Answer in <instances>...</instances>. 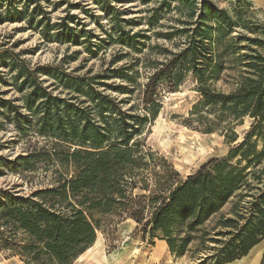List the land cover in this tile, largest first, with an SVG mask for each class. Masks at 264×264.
I'll use <instances>...</instances> for the list:
<instances>
[{"label":"trees","instance_id":"1","mask_svg":"<svg viewBox=\"0 0 264 264\" xmlns=\"http://www.w3.org/2000/svg\"><path fill=\"white\" fill-rule=\"evenodd\" d=\"M7 1L0 0V5ZM33 1V11L44 18L46 13ZM241 3L236 2L231 15L211 0H154L145 24L153 30L159 20L167 22L161 25L165 31L153 33L165 43L91 82L73 79L67 88L83 100L52 96L32 73L23 77L17 71L13 80L23 77L18 92H28L21 106L0 99V117L21 132L34 124L38 135L64 142L70 153L56 161L63 171H71L68 176L55 171L43 187L27 195L16 192L15 186L0 189V252L22 264H73L104 226L128 220L149 239L164 242L176 258L204 253L199 264L238 261L264 238V166L257 169L264 159V26L252 22L247 5ZM10 6L1 20L14 21L21 14ZM122 22L129 29L116 22L111 29V42L120 48L116 62L140 55L147 38L145 30L130 29L140 19ZM237 29L245 35H232ZM56 39L71 42L74 37L60 31ZM139 65L145 74L142 84L136 83ZM185 75L193 79L200 96L189 112V127L204 134L222 129L226 142L234 144L233 128L245 117L252 123L226 158L210 160L183 177L146 147V137L161 94L175 90ZM223 78L231 82L228 93L214 88ZM111 79L121 84L104 83ZM93 86L124 97L111 98ZM49 155L55 156V151ZM34 156L16 162L26 167ZM249 168L252 171L246 172ZM249 177L256 185L248 184ZM245 189L249 193L235 195ZM232 197L238 199L229 212L232 217L220 216L208 225ZM246 198L251 200L242 204Z\"/></svg>","mask_w":264,"mask_h":264},{"label":"rangeland","instance_id":"2","mask_svg":"<svg viewBox=\"0 0 264 264\" xmlns=\"http://www.w3.org/2000/svg\"><path fill=\"white\" fill-rule=\"evenodd\" d=\"M211 1L231 15H234L236 2L241 1L245 3L243 5H247L245 8L249 12L250 20L264 26V0ZM33 2V0H8L7 3L0 5L2 16L8 5H11V11L21 9V14L14 21L6 22L0 19V99L14 101L17 106L22 105L20 99L28 92L26 88L23 93L18 92L17 89L26 74L32 73L30 74L32 78L36 77L46 92L52 96L67 101L71 96L83 100V97L73 94L67 88L73 79L82 80L84 83L91 82L106 70L117 69L128 59H142L150 47L165 43L161 39L154 38L153 33L165 31L166 27L161 25L167 22L159 20L153 30H149L145 24V19L148 17L146 10L154 6V0L146 5L141 3V0H37V7L46 13L42 19L38 11H33L35 5ZM24 5L26 12L23 10ZM109 7L110 11L107 10ZM138 19H140L138 25L130 29L133 32L146 31L144 35L147 38L142 40L144 43L142 53L134 56L130 54L131 58L127 57L116 62L114 56L119 54L120 48L111 42L114 37L111 30L113 25L115 22L119 23L120 27L127 30L129 27L122 21ZM60 31L71 33L74 37L73 41L57 40L56 35ZM237 33L245 32L237 29L232 35ZM155 59L160 61L162 58L157 56ZM137 69L140 70V74L136 83L142 84L145 74L140 65ZM18 70L22 71L23 77L15 82L13 79ZM69 80L70 82H67ZM104 83L121 84L118 79H111ZM230 83L228 78H223L214 84V88L228 93ZM195 86L193 79L185 75L175 90L163 91L158 113L151 122L146 137V147L161 155L183 177L195 172L210 160L226 158L234 145L242 141L252 123L251 119L245 117L240 125L233 128L237 136L234 144L226 142L225 132L222 129L213 134H204L200 130L189 127L187 122L189 112L200 100ZM93 87L96 92L109 95L111 98L124 97L107 91L104 87ZM20 112L28 114L24 109ZM31 119L34 121V117ZM261 146V142L257 141L256 149L260 150ZM51 150L55 151V156L49 155ZM66 152L70 153L66 151L64 142L38 135L34 124L23 128L21 132L11 121L0 117V159H2L0 189L15 186L16 192L27 195L43 187L45 181L54 177L55 171L66 176L70 175L71 170L63 171L56 161L57 157H64ZM29 154H36L37 157H32L26 167L19 166L16 160ZM231 163L235 164L236 159ZM263 166L264 159L257 169L261 171ZM250 171H252L251 168L246 172ZM248 184L256 185V182L249 177ZM244 192L249 193L248 189H245L235 195ZM237 200L232 197L209 220L208 225H213L220 216L232 217L229 212ZM250 200L246 198L242 204ZM241 224L243 222H240ZM219 240L225 241V238L219 237ZM96 241L98 246L92 253L86 255L85 259L76 260L73 264H199L200 259L205 256L204 253L196 255L187 253L176 258L168 252L165 245V249L158 257H155L153 252L161 241L149 239L141 227L129 220L104 226L102 231L97 233L94 244ZM209 246L214 245L209 244ZM256 248L262 249L258 264H264V238L245 257L230 264H252ZM190 249H193V245ZM0 264L22 263L18 258L0 252Z\"/></svg>","mask_w":264,"mask_h":264},{"label":"bare ground","instance_id":"3","mask_svg":"<svg viewBox=\"0 0 264 264\" xmlns=\"http://www.w3.org/2000/svg\"><path fill=\"white\" fill-rule=\"evenodd\" d=\"M152 132H153V131H152ZM97 241H98V240H97ZM97 241H96L95 244H93V247L89 248V249L85 252L84 255L79 256V257L77 258V261H80V260H82V259H85L86 255L92 253V251L94 250V248H95L96 246H98V245H97ZM98 242H99V241H98ZM164 249H165V244H164V242H160L159 246L154 250V252H153V256L158 257L159 254H160ZM261 252H262V249H257V248H256V250H255L254 253H253V254H254V261L252 262V264H258ZM238 263H239V262H238Z\"/></svg>","mask_w":264,"mask_h":264}]
</instances>
